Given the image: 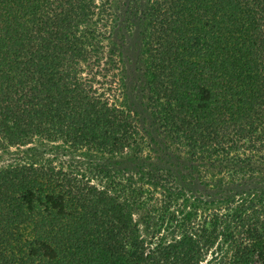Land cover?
<instances>
[{"label": "trees", "instance_id": "16d2710c", "mask_svg": "<svg viewBox=\"0 0 264 264\" xmlns=\"http://www.w3.org/2000/svg\"><path fill=\"white\" fill-rule=\"evenodd\" d=\"M120 2L160 140L128 105ZM37 141L89 160L0 164V264H264V0H0V157ZM126 152L169 167L103 160Z\"/></svg>", "mask_w": 264, "mask_h": 264}, {"label": "rangeland", "instance_id": "374dc122", "mask_svg": "<svg viewBox=\"0 0 264 264\" xmlns=\"http://www.w3.org/2000/svg\"><path fill=\"white\" fill-rule=\"evenodd\" d=\"M117 11L119 14V28L117 33L122 41V52L126 65L125 77L127 84L128 105L138 114L145 126V130L150 133V136L160 140L161 137L158 134V130L155 128V124L152 122L145 95L146 77L144 75V68L146 59L141 35L143 21L138 15H129L125 11V3L123 5V2L119 3ZM14 159L20 161H53L58 165L66 164L69 161H74L76 159L84 161L89 160L87 157H78L73 154L67 146L38 141L33 144L19 146L18 148L12 147L9 152L4 153L0 157V164H4ZM103 160L123 172L134 171L142 163L169 167L168 163H166L161 157L154 156L151 160H142L135 158L130 152L105 157ZM179 180L187 191L192 192L194 195H203L208 197L207 194L212 195V192L216 189L212 185L201 183L200 180L195 177L181 178ZM259 186L260 184H256L255 181H252L236 185L233 188L234 190L240 192L245 189H247V191L251 189L253 190ZM136 218H138V216H136ZM140 232L144 237H148L151 229L146 227L145 224L140 223ZM167 235L169 237V234ZM223 254L227 258L229 256V251L225 250ZM207 258H209L210 262L213 261L212 254H209Z\"/></svg>", "mask_w": 264, "mask_h": 264}]
</instances>
